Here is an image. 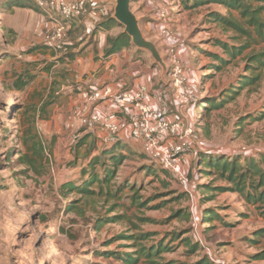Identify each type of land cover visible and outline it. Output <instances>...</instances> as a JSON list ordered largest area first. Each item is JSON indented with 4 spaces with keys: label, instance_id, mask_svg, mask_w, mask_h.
<instances>
[{
    "label": "rangeland",
    "instance_id": "rangeland-1",
    "mask_svg": "<svg viewBox=\"0 0 264 264\" xmlns=\"http://www.w3.org/2000/svg\"><path fill=\"white\" fill-rule=\"evenodd\" d=\"M17 2L22 7L15 6ZM258 6L253 4L252 8ZM114 7L112 0V14ZM131 11L144 37L158 48L166 69L170 68V58H175L192 72L186 87L193 102L179 108L181 113L168 72L162 81L161 68L147 52L131 45L108 60L104 51L110 36L100 43L95 31L77 24L78 20H61L66 28L60 43L47 44L51 20L32 0H0V264H127L123 258L131 256L138 257L137 264H264V260L255 259L264 251V233L256 236L258 230H264V205H248L230 190L210 191L208 187L228 185L201 174L202 166L195 156L182 167L183 182H177L139 156L142 150L138 142L121 135L119 150L128 157L110 189L121 188L116 198L88 199L60 191L69 181L81 184L82 168L115 143L105 131L82 123L79 111L86 106L77 88L112 85L114 75L126 77L129 59L155 70L152 86L147 85L148 96L161 90L160 99L170 108L168 113L174 119L184 116L194 124L205 148L227 157L264 156V67L251 69L248 60L264 53V31L259 36L245 24L239 11L217 4L187 9L181 0H133ZM211 12L238 22L250 35L224 31L210 21ZM259 19L264 23V10ZM121 32L123 27L118 24L109 35ZM215 40L234 49L246 48L231 58L214 45ZM212 54L228 64L213 69L219 63ZM101 62L108 65L104 75L101 66L97 69ZM133 72L136 77L116 91L131 89L128 87L145 70ZM244 77L257 80L240 90L236 87ZM20 81L28 83L22 90L16 86ZM98 81L100 84H95ZM206 99L216 104L223 99L228 102L202 115ZM90 110L93 106L88 107L86 117ZM31 122L46 152L47 162L39 175L18 162L20 154L26 153L22 139ZM201 185L205 187L200 189ZM210 195L212 199L203 201ZM70 206L75 209L69 210ZM207 208L220 210L230 225L224 227L218 220L205 223L203 212ZM176 211L191 217H173ZM157 246L169 250L154 258L134 256Z\"/></svg>",
    "mask_w": 264,
    "mask_h": 264
},
{
    "label": "trees",
    "instance_id": "trees-1",
    "mask_svg": "<svg viewBox=\"0 0 264 264\" xmlns=\"http://www.w3.org/2000/svg\"><path fill=\"white\" fill-rule=\"evenodd\" d=\"M184 8L194 9L206 4H217L225 7L228 10H236L240 12V15L245 19V24L249 27H253L256 33L261 36L264 31V23L260 21L259 15L264 10V0H181ZM190 3V4H189ZM253 4H258L259 6L255 9L252 8ZM17 7H22L20 3L14 4ZM209 17L212 18L210 21L218 24L224 31H232L233 33L240 34L243 36H249L250 33L247 29L241 26L238 22L232 21L227 16L222 15L217 12H211ZM118 26V24L108 18L106 21L100 24V26H105L110 29L112 26ZM214 45L220 47L226 54L231 58H234L242 53V50L246 46L234 47L228 46L220 40H215ZM131 47L130 38L123 32L119 33L115 38H110L107 40V45L104 51L105 58H108L114 54L120 53L124 49ZM212 56L213 60L219 63V65H214L212 68L220 70L222 67L228 64V61L222 57ZM249 67L251 69L256 68L255 65H260L264 67V53L250 56ZM250 70L248 69L247 72ZM257 78L244 77L243 80L239 81L240 86L236 88L242 90L245 87L251 85ZM27 82L20 81L17 83L19 90L24 89L27 86ZM232 93L236 94L235 91ZM231 98L230 96H226ZM224 99L216 104L213 99H206L203 101V112L202 115H207L213 110H217L223 106L222 103H226ZM22 145L26 149V153H21L18 158L20 166H23L25 170L31 171L34 174H41L44 171L46 165V152L43 142L40 140L38 134L35 132L34 125L31 122L30 128L24 133L22 139ZM122 146L121 140H115V143L111 144V147L101 151L100 155L90 159L86 165L81 170L82 183L77 184L74 181H69L63 184L60 191L64 194L76 193L83 198H93V197H109L111 199L116 198L118 191L121 188H117L114 192H110L113 188L112 184L117 177L118 169L122 166L123 162L127 159L128 155L123 153L119 148ZM141 158L149 160L143 153L139 155ZM195 157L200 161L202 169H200L201 174L206 176H212L215 179L222 180L227 183V187H208L210 191L224 193L226 191H231L238 194L242 200L251 206L258 204L264 205V156L260 155L258 157H227L223 155L220 151L208 150L207 148L198 151ZM10 161V159H8ZM156 166L155 164H153ZM157 167V166H156ZM159 168V167H157ZM160 169V168H159ZM162 170V169H160ZM163 171V170H162ZM150 172V170H149ZM154 173L155 171H151ZM165 172V171H164ZM21 173H25L22 171ZM155 174V173H154ZM156 176V175H155ZM166 187V184H164ZM205 185H201L200 189H203ZM212 195L206 196L204 200L212 199ZM180 198V197H179ZM142 205V203L140 204ZM69 210H74L75 207L70 206ZM173 217H182L185 220L190 219L189 213H182L180 211L174 212ZM218 220L224 227L230 225L227 222L225 215L220 213V210L207 208L203 212V221L205 223H210ZM264 230H258L256 236L262 237ZM257 243V241H252ZM195 246L191 247V251ZM168 247H155L151 250L143 249L139 253H135L134 256L141 255L145 258H154L163 252H166ZM255 259L264 260V251L255 255ZM123 260L127 264H137L138 257H129V259ZM201 264V263H199ZM202 264H211L205 261Z\"/></svg>",
    "mask_w": 264,
    "mask_h": 264
},
{
    "label": "built area",
    "instance_id": "built-area-1",
    "mask_svg": "<svg viewBox=\"0 0 264 264\" xmlns=\"http://www.w3.org/2000/svg\"><path fill=\"white\" fill-rule=\"evenodd\" d=\"M32 1L53 23L47 27L49 32L45 36L46 43L50 45H58L63 37L66 27L61 20H79L85 15L90 19L98 18V13L95 9H90L85 0ZM162 34L171 39L166 31H162ZM170 59L169 85L175 95V103L179 111V108L182 109L193 102V98L187 96L186 87L192 72L189 68L182 67L183 65L175 58ZM77 94L82 104L86 106L79 111V116L83 118L82 123L105 131L111 141L122 139L121 132L124 126H127L128 138L138 142L142 153L149 161L168 172L174 181L184 180L183 159L195 156L198 151L205 149L204 142L196 134L194 124L189 123L184 116L182 119H170L166 115L163 101L158 98L155 105L149 103L148 93L143 88L124 91H116L109 86H103L101 89L77 88ZM105 102L111 107L110 116L115 115L116 120L108 118L110 116H106L107 113L98 108ZM90 106H93V110H90L86 117Z\"/></svg>",
    "mask_w": 264,
    "mask_h": 264
},
{
    "label": "crops",
    "instance_id": "crops-1",
    "mask_svg": "<svg viewBox=\"0 0 264 264\" xmlns=\"http://www.w3.org/2000/svg\"><path fill=\"white\" fill-rule=\"evenodd\" d=\"M68 1H75V0H68ZM85 1L88 3V7L90 9H95V11L98 13V18L90 19V17L88 15H85L84 17H82L81 19H79L77 21L78 22L77 24L82 25L84 28L88 29V31H92V30L95 31L96 37L99 39L100 43H102L103 38H105L104 40H106V38L108 36H110V37H108V39L115 38L116 36L111 37V35H109V33L112 31V29L115 27V25L112 26L110 29H107L105 26H102V27L100 26L101 23L106 21L108 18L112 17V0H85ZM161 7L163 8V5H161ZM50 25H53V23L52 22L48 23L47 27H49ZM104 44L105 43L103 42L102 46H104ZM106 44H107V41H106ZM89 50H90V48H89ZM109 59L110 58L108 57V60ZM104 64H105V62L104 63L101 62V63L97 64V69L100 68V66L103 69V72H102L103 75L106 74L105 72L108 69L107 62L105 65ZM125 65L126 66L129 65L127 67V70L125 71L126 77L121 78V75H120V77H119V75L118 76L114 75L110 81V82H112V85H108V86L112 87L115 90H119L125 86L124 82H127L129 78L132 79V78L136 77V76H133L134 70H136L138 68V69H140V72H141V70L144 69L145 72L142 75H137L138 79L134 80V82L132 83L133 85L128 87V88H131V89L143 88L148 93L149 88L147 85L152 86L151 85L152 79H154L156 77L155 70L149 71V70H147L146 66L142 65V62H138V61L132 62L131 59H129V61H127ZM118 71H120V70L117 69V74H118ZM129 71H131V72H129ZM161 76H162V74H161ZM161 80H162V78H161ZM95 84H100V81L96 82ZM95 86L97 87L98 85H95ZM153 94H154L153 96L147 97V101L149 103L155 105L156 104L155 101H157L158 98H161V95L163 94V92L161 90H159L157 92H153ZM167 96H168V98H170V94H167ZM167 96H165V97L167 98ZM163 106H164L165 112H167V116L170 119H174V117H172L171 113L170 112L168 113L170 108L167 107L165 103H163ZM98 108L101 109L103 112H106L107 113L106 116L110 115L111 107L107 102L99 105ZM112 120H116V117L112 118ZM127 134H128L127 126H124L123 131L121 132V135L124 138H127L128 137ZM119 140H122V139H119ZM191 157L192 156H189V157H186L185 159H183L182 167L187 165V163L190 161Z\"/></svg>",
    "mask_w": 264,
    "mask_h": 264
},
{
    "label": "water",
    "instance_id": "water-1",
    "mask_svg": "<svg viewBox=\"0 0 264 264\" xmlns=\"http://www.w3.org/2000/svg\"><path fill=\"white\" fill-rule=\"evenodd\" d=\"M115 7L111 19L123 27V33L131 40V45L140 52H147L155 64L159 65L162 70V81L165 80L168 69L164 59L156 45L147 40L141 29L140 22L136 15L131 11L133 0H114Z\"/></svg>",
    "mask_w": 264,
    "mask_h": 264
}]
</instances>
